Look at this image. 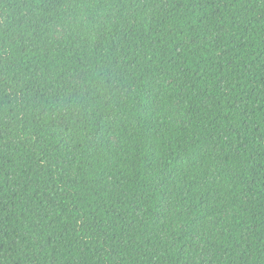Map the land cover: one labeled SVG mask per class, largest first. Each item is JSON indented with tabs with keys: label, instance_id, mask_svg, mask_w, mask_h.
Returning <instances> with one entry per match:
<instances>
[{
	"label": "trees",
	"instance_id": "1",
	"mask_svg": "<svg viewBox=\"0 0 264 264\" xmlns=\"http://www.w3.org/2000/svg\"><path fill=\"white\" fill-rule=\"evenodd\" d=\"M0 264H264V0H0Z\"/></svg>",
	"mask_w": 264,
	"mask_h": 264
},
{
	"label": "rangeland",
	"instance_id": "2",
	"mask_svg": "<svg viewBox=\"0 0 264 264\" xmlns=\"http://www.w3.org/2000/svg\"><path fill=\"white\" fill-rule=\"evenodd\" d=\"M56 31V39L58 40H63L64 38H66L67 33L66 31H64L61 27H57L55 29ZM74 85L77 86H82V82H83V78L82 76H77L75 79L72 80ZM115 142V140H113Z\"/></svg>",
	"mask_w": 264,
	"mask_h": 264
}]
</instances>
